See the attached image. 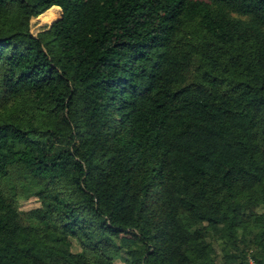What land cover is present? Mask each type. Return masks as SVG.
Wrapping results in <instances>:
<instances>
[{"label":"trees","instance_id":"16d2710c","mask_svg":"<svg viewBox=\"0 0 264 264\" xmlns=\"http://www.w3.org/2000/svg\"><path fill=\"white\" fill-rule=\"evenodd\" d=\"M249 257L264 0H0V264Z\"/></svg>","mask_w":264,"mask_h":264},{"label":"rangeland","instance_id":"374dc122","mask_svg":"<svg viewBox=\"0 0 264 264\" xmlns=\"http://www.w3.org/2000/svg\"><path fill=\"white\" fill-rule=\"evenodd\" d=\"M61 14V10L58 9L55 11V15L56 17L51 20V21H43L41 19V15L37 16V17H33L31 19V30L32 32L36 35V34H40V32L44 29H46L53 21H55L57 18L60 17ZM37 204V202H35L34 200L29 201L25 207H32L35 206Z\"/></svg>","mask_w":264,"mask_h":264},{"label":"built area","instance_id":"2783aa9c","mask_svg":"<svg viewBox=\"0 0 264 264\" xmlns=\"http://www.w3.org/2000/svg\"><path fill=\"white\" fill-rule=\"evenodd\" d=\"M249 264H257V263L253 258L249 257Z\"/></svg>","mask_w":264,"mask_h":264},{"label":"crops","instance_id":"0c3cea01","mask_svg":"<svg viewBox=\"0 0 264 264\" xmlns=\"http://www.w3.org/2000/svg\"><path fill=\"white\" fill-rule=\"evenodd\" d=\"M54 7H57L58 9H60V10H61V8H60L59 6H54Z\"/></svg>","mask_w":264,"mask_h":264}]
</instances>
